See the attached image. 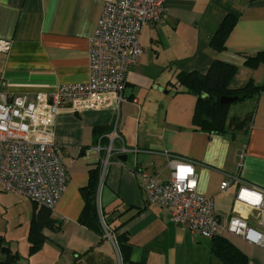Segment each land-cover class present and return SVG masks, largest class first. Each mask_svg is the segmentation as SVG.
<instances>
[{"label":"crops","instance_id":"crops-1","mask_svg":"<svg viewBox=\"0 0 264 264\" xmlns=\"http://www.w3.org/2000/svg\"><path fill=\"white\" fill-rule=\"evenodd\" d=\"M103 2L0 0V39L10 41V48L0 51V89L7 95H27L34 100L61 83L86 81L89 40ZM163 2L164 21L146 24L141 30L142 52L127 72L124 99L117 109L77 112L63 108L54 116L52 131L67 172L66 189L52 210L60 229H43L46 239L34 254H28L27 233L38 206L0 192L5 209L13 210L21 203L29 215L23 223L25 252L11 246L0 232V261L9 249L20 259L28 256L29 264L30 260L33 264H112L113 253L121 264L110 230L120 225L117 233L124 232L132 245L127 264H178L181 256L197 264L221 263L212 253L211 238L192 234L172 221L164 208L145 201L137 172L144 169L163 180L169 174L167 154L192 161L196 191L213 198L222 220L232 214L241 183L232 182L221 191V181L239 175L264 188V91L228 107L224 133H208L192 120L196 96L176 79L179 71L204 74L214 60H220L236 67L230 89L240 88L248 80L260 85L264 64L250 68L244 56L264 51V0ZM227 15H233L235 22L224 49L217 50L210 40ZM120 155L126 159L120 160ZM98 167L96 204L102 234L79 222L82 189L89 171ZM103 216L109 219V227ZM248 223L257 228L251 219ZM221 236L249 264H264L263 247L227 232ZM20 259L18 264H22Z\"/></svg>","mask_w":264,"mask_h":264},{"label":"built area","instance_id":"built-area-1","mask_svg":"<svg viewBox=\"0 0 264 264\" xmlns=\"http://www.w3.org/2000/svg\"><path fill=\"white\" fill-rule=\"evenodd\" d=\"M164 12L163 0H104L89 40L86 81L61 83L34 100L0 89V192L54 209L67 181L52 131L54 116L63 108L117 109L124 99L127 72L142 52L141 30L146 24L162 23ZM9 48L10 41L0 39V51ZM167 166L169 174L163 180L144 169L137 172L145 201L164 208L172 221L192 234L212 238L227 232L264 248V188L239 175L221 181V191L232 182L241 183L232 214L222 220L213 198L196 191L192 161L167 154Z\"/></svg>","mask_w":264,"mask_h":264},{"label":"trees","instance_id":"trees-1","mask_svg":"<svg viewBox=\"0 0 264 264\" xmlns=\"http://www.w3.org/2000/svg\"><path fill=\"white\" fill-rule=\"evenodd\" d=\"M234 22L235 17L233 15H227L223 19L210 40V44L215 49H224V40L234 25ZM244 63L250 68H256L260 63L264 64V51L256 52L253 55H245ZM235 71L236 67L234 65L220 60H214L204 74L184 71L177 73L176 79L180 86L196 96L192 120L200 129L208 133H224L226 131L225 122L228 107L231 104H220L218 100L221 96H238V101H243L251 99L264 91V81L260 85H256L252 80H248L240 88L230 89L228 84ZM202 94L211 95L212 98H204ZM99 174L100 167L89 171L88 183L82 189L84 206L79 215V222L96 233L102 234L103 226L96 204ZM102 220L104 225L109 227V219H105L103 216ZM45 228L57 231L60 229V222L52 217L51 208L39 206L34 211L29 222L27 233L29 255L38 251L44 243L46 238L43 234V229ZM119 229L120 225L110 230L114 234L121 264H127L130 263L132 245L124 232L117 233ZM1 243L2 241L0 239V245ZM211 250L214 256L223 264H249L247 257L221 235H216L211 238ZM4 252L6 256L3 261H0V264H18V260L20 259L18 253L14 252L12 254L9 249H5Z\"/></svg>","mask_w":264,"mask_h":264},{"label":"rangeland","instance_id":"rangeland-1","mask_svg":"<svg viewBox=\"0 0 264 264\" xmlns=\"http://www.w3.org/2000/svg\"><path fill=\"white\" fill-rule=\"evenodd\" d=\"M9 195V194H8ZM10 196H13V194ZM29 201V200H28ZM31 202V201H30ZM34 204V203H33ZM4 203L0 201V232L2 233V236L4 235V239L10 241V245L13 247H16L19 249L20 252H25L24 246H26V233L24 226V220L27 222L29 215L28 213L24 211V206L20 203L19 206H17L15 209L10 210V208L5 209L3 207ZM21 222L19 224L18 222ZM103 226V224H102ZM105 228V227H104ZM2 238V237H0ZM207 240V239H203ZM206 249V247H205ZM202 256V254H201ZM203 256H206V251L204 250ZM28 256L25 255L24 258H21L22 264H29V260L27 259ZM113 262L112 264H117V257L115 253H113ZM205 260V259H204ZM31 264L32 260H30ZM203 262H198V264H208ZM212 262H214V258H212ZM220 263V262H219ZM178 264H197L188 258H183L182 256L178 260ZM221 264V263H220Z\"/></svg>","mask_w":264,"mask_h":264},{"label":"water","instance_id":"water-1","mask_svg":"<svg viewBox=\"0 0 264 264\" xmlns=\"http://www.w3.org/2000/svg\"><path fill=\"white\" fill-rule=\"evenodd\" d=\"M202 96L204 97V98H212V96L211 95H204V94H202ZM236 101H238V96H221L220 98H219V100H218V102L220 103V104H232V103H234V102H236ZM120 160H122V161H124L125 159H126V156L125 155H120L119 157H118Z\"/></svg>","mask_w":264,"mask_h":264},{"label":"bare ground","instance_id":"bare-ground-1","mask_svg":"<svg viewBox=\"0 0 264 264\" xmlns=\"http://www.w3.org/2000/svg\"><path fill=\"white\" fill-rule=\"evenodd\" d=\"M141 192V191H140ZM150 204V203H149ZM117 210V209H116ZM212 254V253H211Z\"/></svg>","mask_w":264,"mask_h":264}]
</instances>
